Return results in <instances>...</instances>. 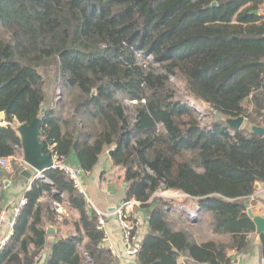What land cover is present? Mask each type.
Segmentation results:
<instances>
[{
    "label": "trees",
    "instance_id": "trees-1",
    "mask_svg": "<svg viewBox=\"0 0 264 264\" xmlns=\"http://www.w3.org/2000/svg\"><path fill=\"white\" fill-rule=\"evenodd\" d=\"M263 8L264 0H0V160L17 157L14 173L0 167V177L22 178L17 128L46 109V152L84 174L107 154L123 171L125 203L147 211L133 264H232L230 253L248 252L256 232L248 212L256 184L264 185V137L225 120L264 128ZM51 84L61 92L57 104ZM166 191L195 199L229 243L198 244L176 230L168 202L154 197ZM24 194L0 264H121L104 244L99 215L65 173L50 169ZM68 224L74 232L38 263L47 227Z\"/></svg>",
    "mask_w": 264,
    "mask_h": 264
},
{
    "label": "crops",
    "instance_id": "crops-1",
    "mask_svg": "<svg viewBox=\"0 0 264 264\" xmlns=\"http://www.w3.org/2000/svg\"><path fill=\"white\" fill-rule=\"evenodd\" d=\"M220 118H222L220 116ZM243 128L250 129L251 126L247 123L243 126ZM77 165V163H75ZM25 168V166H24ZM26 170V169H25ZM98 167L94 170V172L90 174H84L82 177L84 187L87 191V195L92 200V203L94 205V209L96 212H100L104 215L105 219V232H106V238L104 240V244L106 247L110 248L114 255H116L121 260V264H131L129 260H127L126 256V246L123 239V231L119 222V217L117 215V210H120L123 208V211H125L128 215H133V218L142 220L141 224L145 220L146 227L143 231H141L142 240L144 236L147 233L148 226H147V211L140 208V205H134L132 209H124L125 204V191L122 189V192H119V194L110 193V198H102V196L96 195L95 198L97 199V202H95L94 196L90 194V189L95 186L97 180L101 178L100 174H98ZM21 182H10L9 179L4 183V193H3V206L9 204L10 202H16L18 199H20L23 194L25 193V190L30 185L27 184V181L25 177L22 176ZM261 191H256L255 195L250 198V209L249 211H252L255 216H264V185H262ZM124 187V184L122 185V188ZM137 209V210H136ZM189 209H192L191 213H194V215L186 213L185 219L194 220L196 216L200 219L203 216H208V214L203 213L199 210V205L196 204V206L187 207V211ZM198 210V211H197ZM146 213V216H144L143 213ZM67 213V212H66ZM203 215V216H202ZM196 223V222H195ZM189 226L188 224H186ZM198 223L195 224L197 226ZM69 226V227H68ZM49 227V226H48ZM47 227V228H48ZM56 230L55 235H49L47 245L45 250L42 253L43 261L49 256L51 249L54 245V243L57 241L58 237L64 236L67 237V235L74 232V227L72 224H68L67 226H63L60 229V232L56 227H54ZM178 230V229H176ZM3 236V231H0V238ZM250 240V248L248 252L243 253H237L232 251L230 253V256L232 257V264H263L264 257L262 255V239L261 236L258 235L256 232L248 237ZM214 241V240H213ZM200 244V243H198Z\"/></svg>",
    "mask_w": 264,
    "mask_h": 264
},
{
    "label": "rangeland",
    "instance_id": "rangeland-1",
    "mask_svg": "<svg viewBox=\"0 0 264 264\" xmlns=\"http://www.w3.org/2000/svg\"><path fill=\"white\" fill-rule=\"evenodd\" d=\"M178 91L180 94L183 96L184 100H187L188 102H191V105H196V103L192 100H189L188 98L185 97V92H184V87L181 82H174ZM48 94L50 96V100L53 104H57L59 102V99L61 97V92L58 90L55 86V84H51L50 87L48 88ZM129 108H131V104L127 105ZM219 119H221L219 117ZM225 119V118H222ZM203 124H208L211 122L209 118H202ZM23 156V152H22ZM21 160V159H20ZM21 166L23 165L21 161L18 162ZM23 168V167H22ZM25 169H30L28 168H23L22 172ZM22 174V173H21ZM100 174L102 176L97 180L98 183L95 184L90 189V194L94 196L95 202H97V199L95 198L96 195L102 196V198H110V193H115L119 194V192H122V185L124 183V174L123 171L120 167L114 166L112 164V161L110 157L105 154L102 156L101 161L98 165V173L97 175ZM10 182H21V178H10ZM177 196V197H176ZM154 197H159L163 198L168 204L165 206L168 212V219L173 225L175 229L178 230H187L190 234V239L193 242L196 243H204L206 241H218V242H225L229 243V238L226 236H220L216 235L212 232L211 228V216H203L200 219L196 218L194 220H189L185 219L186 213L188 212L189 214L194 215V213H191L192 209H189L187 211V207H193L196 206L197 201L181 192L177 191H166V192H158L154 195ZM64 208V206H62ZM137 210V209H136ZM67 212V213H66ZM64 213L65 216L69 221L77 220V215L72 213L71 211H68L64 208ZM144 216H146V213H143ZM132 218L134 217L133 215L131 216ZM146 220V218H145ZM145 220L143 221L142 224H140L139 228L140 231H143L144 228L146 227V222ZM198 223L197 226H195L196 223ZM73 223V222H72ZM188 224L189 226H187ZM69 227V226H68ZM6 231V228L3 229ZM130 261V260H129ZM131 262V261H130Z\"/></svg>",
    "mask_w": 264,
    "mask_h": 264
},
{
    "label": "built area",
    "instance_id": "built-area-1",
    "mask_svg": "<svg viewBox=\"0 0 264 264\" xmlns=\"http://www.w3.org/2000/svg\"><path fill=\"white\" fill-rule=\"evenodd\" d=\"M261 12L264 14V8L262 9ZM193 106L195 107L196 111L200 112V114L204 118V108H205L204 105L194 104ZM50 151L53 160L52 169H59L60 171L65 173L68 176V178L73 182L76 189L85 196L89 208L93 210L94 205L92 203V200L87 195V191L83 184L82 177L84 176V172L71 159L56 154L51 148ZM14 160H17L16 156L5 157L0 160V167L4 170V172L7 175H12L14 173V165H13ZM21 161L23 162L25 168H28V166L24 163L23 158L21 159ZM6 181L7 178L0 177V196L2 197L4 193V183ZM30 185L27 187L26 191L29 190ZM26 203L27 200L25 198V194H23V196L20 199H18L16 202H10L9 204L3 206V210L0 214V231H3V236L2 238H0V250L4 246H6L10 238L13 236L16 219L21 215ZM134 205L139 206L140 204L134 201V202L125 203L123 207L124 209H132ZM55 207L57 208L58 213L65 214L64 208L61 205L55 204ZM97 214L100 217L99 228L104 229L105 228L104 215L98 211ZM117 215L119 217V222L123 231V239L126 246V256H127L126 258L127 260L131 261L130 262L131 264H133L135 261V256L138 253L142 242L141 231L139 228L142 220L132 218L131 215H128L125 211H123V208L117 210ZM190 217L188 219H190ZM194 218H198V216L195 215ZM4 228H6V231L3 230ZM263 264H264V260H263Z\"/></svg>",
    "mask_w": 264,
    "mask_h": 264
},
{
    "label": "water",
    "instance_id": "water-1",
    "mask_svg": "<svg viewBox=\"0 0 264 264\" xmlns=\"http://www.w3.org/2000/svg\"><path fill=\"white\" fill-rule=\"evenodd\" d=\"M213 5L216 6V3ZM46 113L47 110L42 109L40 115L30 124H21L17 128L22 139L23 161L30 168L22 172V176L25 177L27 184H31L35 179L45 180L46 172L52 169V156L50 153L46 152V147L40 140L41 127ZM3 117L4 114L1 113L0 118ZM225 121L233 130L242 129L246 123V119L243 117L238 119H226ZM251 130L260 137H264V128L253 126L251 127ZM112 154L113 151H110L109 155L112 156ZM124 187H127V184H124ZM255 190H262L260 183L256 184ZM248 213L256 225V233L262 236L264 234V216H255L252 211H249ZM47 234L50 236L55 235V228L49 226L47 228ZM41 261L42 259H40L38 263Z\"/></svg>",
    "mask_w": 264,
    "mask_h": 264
},
{
    "label": "bare ground",
    "instance_id": "bare-ground-1",
    "mask_svg": "<svg viewBox=\"0 0 264 264\" xmlns=\"http://www.w3.org/2000/svg\"><path fill=\"white\" fill-rule=\"evenodd\" d=\"M177 197V196H176Z\"/></svg>",
    "mask_w": 264,
    "mask_h": 264
}]
</instances>
